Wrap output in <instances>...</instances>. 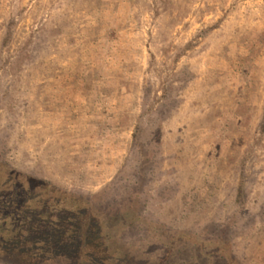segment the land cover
Wrapping results in <instances>:
<instances>
[{"label":"rangeland","instance_id":"374dc122","mask_svg":"<svg viewBox=\"0 0 264 264\" xmlns=\"http://www.w3.org/2000/svg\"><path fill=\"white\" fill-rule=\"evenodd\" d=\"M5 164L264 264V0H0Z\"/></svg>","mask_w":264,"mask_h":264},{"label":"trees","instance_id":"16d2710c","mask_svg":"<svg viewBox=\"0 0 264 264\" xmlns=\"http://www.w3.org/2000/svg\"><path fill=\"white\" fill-rule=\"evenodd\" d=\"M6 165L0 173V261L236 264L216 257L187 231L148 221L130 194L114 212H102L89 198Z\"/></svg>","mask_w":264,"mask_h":264}]
</instances>
